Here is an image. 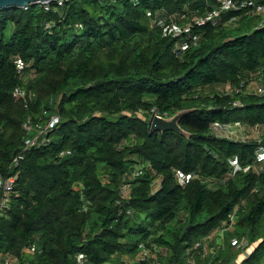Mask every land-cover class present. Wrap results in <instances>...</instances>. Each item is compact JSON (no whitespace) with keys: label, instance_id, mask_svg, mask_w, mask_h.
<instances>
[{"label":"trees","instance_id":"16d2710c","mask_svg":"<svg viewBox=\"0 0 264 264\" xmlns=\"http://www.w3.org/2000/svg\"><path fill=\"white\" fill-rule=\"evenodd\" d=\"M217 6L68 0L48 10L0 8V174L15 176L0 216L1 253L17 264H78V255L83 264H123L122 256L155 246L157 264H229L240 250L228 242L215 255L186 249L244 200L233 235L253 247L240 264H264V128L258 140L244 141L210 130L264 126V97L244 90L264 76V25L249 9L192 21ZM178 40L186 46L174 53ZM225 84L242 91H211ZM16 86L34 93L26 107L11 96ZM56 96L60 121L50 144L12 166L23 118H36ZM181 110H188L178 120L185 134L149 131L152 113ZM176 173L194 176L180 185ZM226 173L223 184L212 181Z\"/></svg>","mask_w":264,"mask_h":264},{"label":"built area","instance_id":"2783aa9c","mask_svg":"<svg viewBox=\"0 0 264 264\" xmlns=\"http://www.w3.org/2000/svg\"><path fill=\"white\" fill-rule=\"evenodd\" d=\"M68 0H44L39 2L45 10H48L51 6V3L55 6L62 7L64 3ZM26 5L23 8H26ZM242 9H249L251 13L259 16V22L257 23V27L264 25V1L258 2L256 0H218V6L212 11L208 12L204 17H195L192 21L198 25H202L208 20L217 18L220 14L227 11H237ZM173 17V16H171ZM183 17V16H182ZM187 29L186 27L184 28ZM175 30H178L175 27ZM174 35H178L175 31ZM193 42V41H192ZM185 44L178 40L173 47L174 53H179L185 49ZM17 65V72L22 75V62L18 58L15 59ZM229 86V85H228ZM230 87V86H229ZM245 90V89H244ZM242 91V89H232L229 91H222L224 94H232ZM248 92V91H247ZM256 95L260 97H264V84L258 87L255 91H252ZM11 96L13 100L19 101L23 104L24 107L28 105V102L34 98V93L25 91L22 87H14L12 90ZM60 102V96H56L55 98L49 97L47 100V107H43L39 112L38 116L34 118L32 113H27L21 122V128L23 131V141L20 152L12 158L11 165L16 166L18 161L23 158V154L31 149H37L44 146H47L51 142L50 133L53 129L57 128V125L60 121V116L58 114V104ZM234 104L240 105L239 102H235ZM264 126L254 125L248 127L250 130L258 131L259 135L262 133ZM259 135L253 136V139L258 140ZM239 140H246L244 138H240ZM251 169L256 172V167H251ZM193 173H189L188 176H184L181 173H176V179L180 185H184L185 181L188 177H193ZM231 176V173H226L224 176L214 179L215 183L223 184L224 181ZM15 176L3 177L0 174V216H5L6 211L9 208V194L12 191L14 186ZM155 185L153 184L152 189L154 190ZM125 188L121 189V194L123 197L126 195L124 192ZM244 200H242L239 204H236L232 211L228 214L227 218L222 220L219 225H217L206 237L202 238L199 242H195L192 246L186 249V254L190 251L196 250L201 246L200 254L202 256L207 255H215L218 249L223 248L226 242H228L233 248L240 250V256L242 259L246 258L248 254L252 251L253 243H250L245 236H235L234 227L239 222V212L243 210ZM178 219L184 220V215L182 213L179 214ZM226 233L230 235L226 238ZM203 241L206 243L214 242V245L207 247V251H203ZM156 247L153 246L154 252L142 251L133 258H128L122 260L123 264H157V253L155 252ZM1 264H17V259L9 254V253H1ZM78 264H83L84 259L81 255H78L76 258ZM229 264H240L239 259L230 262Z\"/></svg>","mask_w":264,"mask_h":264},{"label":"water","instance_id":"95a60500","mask_svg":"<svg viewBox=\"0 0 264 264\" xmlns=\"http://www.w3.org/2000/svg\"><path fill=\"white\" fill-rule=\"evenodd\" d=\"M44 0H0V8H5L9 6L22 8L29 4L39 3ZM188 110H181L176 112L170 117H162L156 113H152L148 120V129L149 131H174L181 134L185 132L178 125V120L185 115ZM193 227V224H190L186 227V230L189 231Z\"/></svg>","mask_w":264,"mask_h":264},{"label":"crops","instance_id":"0c3cea01","mask_svg":"<svg viewBox=\"0 0 264 264\" xmlns=\"http://www.w3.org/2000/svg\"><path fill=\"white\" fill-rule=\"evenodd\" d=\"M254 74H259V73H254ZM262 84H264V76L263 75H255L253 78H251V80H249L245 86V91H248V92H252V91H255L258 87H260ZM223 86H228L227 84L223 85ZM214 124V125H213ZM211 126L213 127H217L221 133L219 132H214V130H212V127L210 126V130L216 134L217 136H222V137H225V138H228V139H232V140H239L240 138H237L236 137V134L235 132L232 133V126L233 124L235 125H239V126H243V125H240L238 123H233L232 125L231 124H217V123H213ZM223 127V128H222ZM231 127V128H230ZM243 127H246L248 129L247 126H243ZM235 137V138H234ZM262 164V163H261ZM252 167H256L257 169L260 168V165H253ZM158 182L159 180L157 179L155 182H154V185L155 187L158 186ZM124 192L126 193V190L124 189ZM161 254H165V251ZM242 257L239 259V261H242ZM0 264H1V258H0Z\"/></svg>","mask_w":264,"mask_h":264},{"label":"rangeland","instance_id":"374dc122","mask_svg":"<svg viewBox=\"0 0 264 264\" xmlns=\"http://www.w3.org/2000/svg\"><path fill=\"white\" fill-rule=\"evenodd\" d=\"M235 26H237V23H234L233 25H232V33L233 34H236V33H238V29H237V27H235ZM249 29V28H248ZM229 89H230V87L229 86H223V85H217V86H215L214 87V89H211V91L213 90H215V91H229ZM214 125V124H213ZM232 125V124H231ZM212 127V130H214V132H219V133H221V129L219 130L217 127H213V126H211ZM223 128V127H222ZM231 128V127H230ZM231 130H232V133L233 132H235V134H236V137L237 138H244V139H248V138H252L253 136H257V135H259V130L258 131H254V130H250V129H247L246 127H243V126H239V125H235V124H233V126H232V128H231ZM235 138V137H234ZM205 243V246L203 247V251L204 252H206L207 251V247H209L210 246V244H211V246H213L214 245V242H211V243H206V242H204L203 241V244ZM161 250H164L163 248H161L160 249V251ZM162 253H163V251H161ZM123 260L124 259H128V257L127 256H122L121 257ZM241 258V256L239 257V259Z\"/></svg>","mask_w":264,"mask_h":264}]
</instances>
